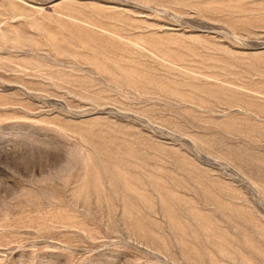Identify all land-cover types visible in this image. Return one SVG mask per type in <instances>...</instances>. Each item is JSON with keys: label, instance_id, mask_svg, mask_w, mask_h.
<instances>
[{"label": "rangeland", "instance_id": "obj_1", "mask_svg": "<svg viewBox=\"0 0 264 264\" xmlns=\"http://www.w3.org/2000/svg\"><path fill=\"white\" fill-rule=\"evenodd\" d=\"M0 264H264V0H0Z\"/></svg>", "mask_w": 264, "mask_h": 264}]
</instances>
